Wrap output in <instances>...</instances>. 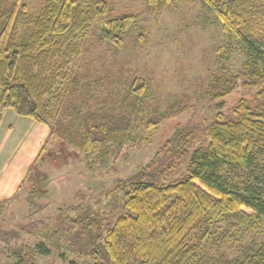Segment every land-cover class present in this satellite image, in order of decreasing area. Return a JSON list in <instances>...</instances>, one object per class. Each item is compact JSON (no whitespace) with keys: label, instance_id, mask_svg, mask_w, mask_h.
I'll list each match as a JSON object with an SVG mask.
<instances>
[{"label":"trees","instance_id":"1","mask_svg":"<svg viewBox=\"0 0 264 264\" xmlns=\"http://www.w3.org/2000/svg\"><path fill=\"white\" fill-rule=\"evenodd\" d=\"M144 1L160 16L181 0ZM203 1L221 21L227 43L246 55L239 70L225 63L210 75L205 94L218 109L212 121L180 127L143 167L115 182L113 189L124 191L125 213L107 221L91 205L60 207L53 224L29 228L39 240L33 251L47 255L54 245L62 257L86 254L92 264H264V240H253L234 258L224 250L264 222V0ZM112 3L45 0L32 18L26 0H0V112L12 108L48 125L50 135L86 153L101 144L98 162L131 126L118 107L106 109L109 99L95 96L98 79L91 87L78 71L89 42L106 41L117 52L125 47L138 15L113 18ZM104 21L108 31L101 35ZM147 87L135 76L128 95L140 99ZM188 108L183 94L161 115ZM37 194L32 190L29 201ZM232 231L240 235L235 241ZM13 264L30 263L18 254Z\"/></svg>","mask_w":264,"mask_h":264},{"label":"rangeland","instance_id":"2","mask_svg":"<svg viewBox=\"0 0 264 264\" xmlns=\"http://www.w3.org/2000/svg\"><path fill=\"white\" fill-rule=\"evenodd\" d=\"M26 1L34 18L45 0ZM112 2L113 18L128 13L138 15L132 22L126 45L117 52L106 41L89 42L88 45H93L80 59L78 71L82 83L91 87L98 79L95 96L109 99L106 109L113 111L114 106L118 107L117 113L129 118L131 126L125 130L124 138H118L120 141L108 143L104 161H96L101 144L93 153L55 138L47 144L39 164L24 184L28 192L24 190L16 199L0 206V264H13L18 254L30 264H71V261L92 264V257L86 254L62 257L63 250L54 245H50L52 251L47 255L37 253L36 248L33 251L39 240L29 228L53 224L52 218L61 211L60 207L76 203L91 205L107 221L125 213L124 191H115V182L143 167L180 127L204 126L212 121L218 109L216 101L205 94L210 75L225 63L237 71L246 60L242 49L227 43L221 21L203 0H181L167 7L160 16L148 10L144 0ZM105 23L98 24L101 35L108 31ZM140 35L144 40H140ZM220 56H225L221 63ZM135 76L143 78L148 86L140 99L128 95L130 81ZM183 94L189 97L188 110L162 117L161 113ZM236 99V95L228 98L226 108ZM91 107L95 108L96 104L91 103ZM149 119L156 124L149 127ZM43 180L46 184L38 186ZM31 190L39 194L33 202L28 200ZM231 233L234 234L230 241L240 236ZM253 240H264V222L239 241L232 245L229 242L225 254L234 258Z\"/></svg>","mask_w":264,"mask_h":264},{"label":"crops","instance_id":"3","mask_svg":"<svg viewBox=\"0 0 264 264\" xmlns=\"http://www.w3.org/2000/svg\"><path fill=\"white\" fill-rule=\"evenodd\" d=\"M53 138L62 140L56 134L50 135L48 125L19 115L12 108L0 112V206L24 192L36 158L41 157L40 153L43 156Z\"/></svg>","mask_w":264,"mask_h":264}]
</instances>
